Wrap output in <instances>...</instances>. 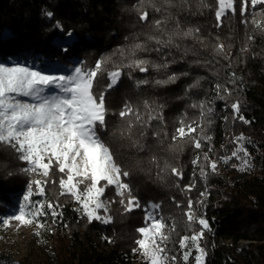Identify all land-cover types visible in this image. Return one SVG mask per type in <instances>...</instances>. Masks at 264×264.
Masks as SVG:
<instances>
[{
    "label": "trees",
    "instance_id": "1",
    "mask_svg": "<svg viewBox=\"0 0 264 264\" xmlns=\"http://www.w3.org/2000/svg\"><path fill=\"white\" fill-rule=\"evenodd\" d=\"M155 2L162 6V0ZM139 4L140 0H0V37L5 31L10 34L0 39L1 61L9 57L36 65L59 61L72 67L83 62L92 68L102 58L111 57L104 73L97 77L96 91L105 89L109 83L107 73L114 66L120 65L122 72L118 85L106 93L109 115L107 130L101 132V137L118 163L130 172L125 182L141 208L125 212L115 189L110 187L102 199L116 202L109 205V214L103 210L100 214L111 216V222H89L75 211L79 205L73 199L60 195L57 173L53 177L57 184H48L45 196L60 205L57 210L63 216L55 222L50 216L42 218L51 232L50 256L42 264H145L142 255L133 249L140 238L137 229L144 226L143 206L149 203L160 205L169 226L175 222L169 248L183 264L179 240L191 234L185 216L189 199L195 202L196 215L206 218L211 229L205 231L200 242L207 253L205 264H264V34L254 31L250 23L251 13H259L264 6L249 9L246 25L237 0L236 13L222 18L217 26L215 0H205L208 7H202L200 0H188L187 4L174 0L176 6H164L162 12L145 5L147 20L140 19ZM47 11L53 13L51 19L45 15ZM168 14L170 19L164 25L167 33L188 29L199 32L174 37L178 47L156 51L158 46L147 37L167 39L155 31L153 21ZM57 21L63 32L53 27ZM67 32L75 41L65 52L54 42ZM249 35L255 38L249 41ZM136 43L146 44L147 49L137 51L135 57L128 56ZM218 44L225 46L223 53L217 51ZM120 49L125 50L127 58H121ZM133 58L150 61L148 71L123 67ZM165 63L167 67L159 70L152 66ZM171 75L178 77L174 83H155ZM138 81L148 83L137 85ZM217 85H221L219 91ZM145 101L154 110L151 114L160 113L163 120H152L144 128L137 125L131 139L114 137L112 133L125 123L118 115L125 103L148 119ZM237 101L241 106L239 115L249 123L233 114L231 105ZM202 102L212 109L208 117L211 123L205 127L211 140H203L201 149L189 143L177 146L172 134L178 120L199 119L200 108L192 105ZM142 131L146 134L141 135ZM156 132L161 133L160 137ZM241 135L250 161L247 170H241L239 159L233 157L228 163L221 159L230 157L239 147L235 138ZM205 154L208 162L204 161ZM197 157L200 163L193 165ZM212 161L217 162L215 172L209 166ZM165 164L181 169L183 179L164 172ZM25 166L10 147L0 146V214L12 209L27 190L30 177L21 171ZM201 168L207 173L206 179L201 176ZM189 184L194 185L190 192L185 190ZM202 192L207 194L201 196ZM192 228L199 231L197 225ZM7 259L0 256V264ZM189 264H195L194 259L190 258Z\"/></svg>",
    "mask_w": 264,
    "mask_h": 264
},
{
    "label": "snow or ice",
    "instance_id": "2",
    "mask_svg": "<svg viewBox=\"0 0 264 264\" xmlns=\"http://www.w3.org/2000/svg\"><path fill=\"white\" fill-rule=\"evenodd\" d=\"M187 2L188 0H182L184 4ZM239 4L240 14L244 17L242 22L247 25L249 9L264 6V0H239ZM145 5L155 12L164 11V6L168 8L176 6L174 0H162V6H157L155 0H140L137 11L141 20L148 19V12L144 10ZM200 5L208 7L205 0H200ZM215 5L217 26L222 24V18L229 14L234 15L237 11V0H215ZM45 15L49 19L53 17L51 11L45 12ZM251 16L250 23L254 31L264 34V7L259 13L253 11ZM169 19L170 14L161 20L153 21L155 31L167 36V39H163L148 35L147 39L158 46L156 51H160L161 48L178 47L174 45V37L192 36L194 32H199V29H188L187 32L177 30L167 33L164 25ZM53 27L63 32V26L59 21ZM72 35L71 32H67L59 38V47L65 52L71 47ZM254 38V35L247 37L249 41ZM216 47L218 52H224L223 44H218ZM146 49V44L136 43L128 50V56L135 57L137 51ZM246 50L241 49V51ZM119 52L122 59L127 58L124 49H120ZM8 59V63L0 62V146L10 147L17 154V158L26 164L21 171L31 179L20 200L18 212L4 218L3 223L18 221L26 225L35 224L37 229H40L46 227L43 217L50 216L53 222L57 218H62L63 213L57 210L60 205L49 201L45 196L46 186L57 184L53 178L57 173L60 174L58 181L60 195H67L73 199L79 205L75 211L80 212L89 222L100 221L104 224L111 222V216L100 214V210L107 214L109 205L116 202L102 199L110 187L115 189V195L119 198V203L125 212L141 208L138 197L133 195L130 184L125 182L130 172L118 163L112 149L101 137V132L107 130L106 117L109 115L106 93L118 83L122 75L121 66H114L113 70L107 73L109 83L105 89L96 91L94 89L97 77L104 73V65L111 60V57L102 58L92 68L80 62L72 68L70 74H52L39 70L28 62L13 61L11 57ZM149 64L148 60L133 58L123 67L147 72ZM152 66L159 70L161 67L166 68L167 63ZM177 78L176 75H171L167 80H157L155 83L158 85L174 83ZM233 78H235L234 73ZM141 83H148V81H138L137 85ZM220 89L221 85H217V90ZM144 106L149 110L147 120L141 116L138 109L130 103H125L118 113L125 123L112 135L120 139H131L133 129L137 125L144 128L152 120H163L162 114L157 113L155 116L151 114L154 110L147 101ZM192 107L200 108L199 119L191 122H187L186 117L179 119L178 126L172 134V141L177 142V146L179 143H189L194 148L201 149L203 140H211L205 132V127L206 123H211L208 117L212 109L203 102L199 105L193 104ZM231 108L235 116L244 123H249L239 115L241 111L239 101L233 103ZM145 134L141 132V135ZM155 135L160 137L161 133L156 132ZM164 135L166 136L167 133L165 132ZM235 139L239 147L231 152L230 157H221V159L224 163H228L233 157L239 159L242 164L241 170H247L250 167V161L243 144L245 138L241 135ZM137 146L139 147L138 144ZM204 161H209L207 154L204 156ZM153 162L159 166L155 157ZM192 163L199 165L200 158L197 157ZM209 166L211 171L215 172L217 162L212 161ZM163 171L183 179V172L177 167L165 164ZM201 176L207 178L203 168H201ZM193 187V184H189L185 190L190 192ZM206 194L202 192L201 196ZM34 195L45 197V199L34 200ZM194 203L189 199L185 212L191 234L184 235L179 240L183 264H189L190 258L194 259L195 264H205L207 255L200 242L205 231L211 229L206 218L196 215ZM200 203L203 205V201ZM159 208L160 205L156 203L143 206L144 226L137 229L140 238L135 240L138 247L133 251L142 255L145 264H179L177 256L171 254L172 250L168 248L175 231V222L169 226L164 217L159 214ZM193 225H197L199 231L193 229ZM36 235H39V231ZM193 252H195L194 256Z\"/></svg>",
    "mask_w": 264,
    "mask_h": 264
},
{
    "label": "rangeland",
    "instance_id": "3",
    "mask_svg": "<svg viewBox=\"0 0 264 264\" xmlns=\"http://www.w3.org/2000/svg\"><path fill=\"white\" fill-rule=\"evenodd\" d=\"M9 37V31H5L4 38ZM65 39H67V37ZM71 39L73 44L75 38L72 36ZM54 43L55 45H59L60 40L58 39ZM12 60L15 61L17 59L12 58ZM0 62L8 63L9 59L6 61L0 60ZM29 64L39 70L46 71L52 74H70L72 68L75 67L69 66L59 61L45 62L44 65H36L32 63ZM120 80L121 77L119 81ZM118 83L116 84V86L118 85ZM38 178L43 179V177ZM23 194L15 200V205L12 207V209H10L5 214H0V256H6L8 258L4 264H42L50 256L51 248L49 246V237L51 232L48 229L44 219L42 220L45 223L46 227L40 229H37L35 224L26 225L21 224L18 221H10L9 224L3 223L4 218L12 216L18 212L19 203L22 199ZM33 199L44 200L45 197L34 195ZM158 211L159 214L162 215L160 208ZM109 213L110 212L108 211L107 214ZM37 231H39V235H36Z\"/></svg>",
    "mask_w": 264,
    "mask_h": 264
}]
</instances>
